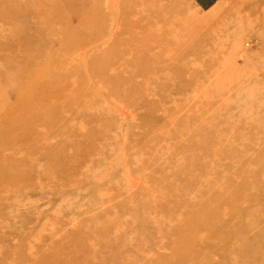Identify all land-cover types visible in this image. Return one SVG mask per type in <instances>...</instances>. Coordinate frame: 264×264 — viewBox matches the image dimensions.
<instances>
[{
    "label": "rangeland",
    "instance_id": "1",
    "mask_svg": "<svg viewBox=\"0 0 264 264\" xmlns=\"http://www.w3.org/2000/svg\"><path fill=\"white\" fill-rule=\"evenodd\" d=\"M248 4L0 0V264H264V41L223 143L204 41Z\"/></svg>",
    "mask_w": 264,
    "mask_h": 264
},
{
    "label": "bare ground",
    "instance_id": "2",
    "mask_svg": "<svg viewBox=\"0 0 264 264\" xmlns=\"http://www.w3.org/2000/svg\"><path fill=\"white\" fill-rule=\"evenodd\" d=\"M138 1L139 2L149 1L150 4H154L157 0H138ZM150 1H152L153 3ZM211 1L210 2L207 1V2L210 4ZM247 3H249L248 4L249 9L246 17L247 21H244L245 23L243 24H240V22L235 23L233 22V20L230 23H225L226 22L225 21L224 22L225 24L223 25L229 27L234 26L233 27L234 30L231 33H227L228 35L226 36V38H224V40H218V38L220 37L219 34H221V31L219 29L220 27L217 28L218 26H214V24H212V30L209 33L210 35L209 37H205L204 40L205 42L212 41L211 49L215 50L214 61L215 63L217 62L216 63L217 65L215 66L216 83L214 89H216V93H217L219 138H220V142L222 143L227 142L231 134H232L231 136L241 141L242 135L245 132L248 133L249 130H251V123L249 121H250V114L253 111L252 98L255 96V94L257 95L261 94L259 92V90L261 89L259 86H257L256 84L255 86H251V84L247 82L246 79H244L245 76L244 72L247 70V67L250 64L251 57L252 56L255 57L254 56L255 54L253 55L254 48L252 47L251 42L255 40L256 47H258L259 50L263 49L261 45L264 41V0H247ZM209 4H206L205 6L208 7ZM178 9L179 7H172L170 8V12L178 11ZM241 10L238 8L235 11L238 13L241 12ZM101 13L102 11L100 10L99 15ZM142 17H144L147 20L146 15H144V13L142 14ZM235 20H237L236 17ZM204 23L207 22L206 21L197 22L196 24H194L193 27H191L190 31L200 32L204 29H207L206 27H208L209 24L206 25ZM78 31L77 34H85V31L80 30V28ZM203 38L204 36L202 37V39ZM225 93H227L229 97L226 98L224 102L218 103V100L220 99L219 98L220 95ZM222 112L227 113L228 117L231 120H225L222 117ZM242 144L244 145L243 142ZM241 145H238L236 147L238 148ZM242 148L240 147L239 149ZM248 160L249 163L254 166L253 174H255V177H253V179L249 178L247 181L249 182V185L251 187H255L258 184V179L262 181L261 177L257 175V172L261 174L264 173V155H260L257 153L256 155H251L250 159ZM243 191L244 190L242 189V193ZM201 214L205 218L209 217L210 219L213 216V215L211 216V214H207L206 216L204 215V213ZM208 228L211 229L212 227L209 226ZM262 232H264V230ZM238 252L239 250L237 251V253Z\"/></svg>",
    "mask_w": 264,
    "mask_h": 264
},
{
    "label": "crops",
    "instance_id": "3",
    "mask_svg": "<svg viewBox=\"0 0 264 264\" xmlns=\"http://www.w3.org/2000/svg\"><path fill=\"white\" fill-rule=\"evenodd\" d=\"M220 0H213L211 1V5L208 7V8H211L212 6H217V3L219 2ZM203 3V4H202ZM197 4L202 7V9H208L205 5H204V0H197ZM206 7V8H205Z\"/></svg>",
    "mask_w": 264,
    "mask_h": 264
}]
</instances>
